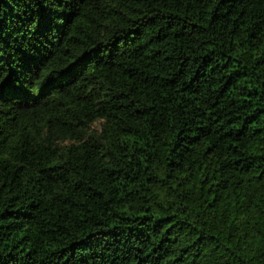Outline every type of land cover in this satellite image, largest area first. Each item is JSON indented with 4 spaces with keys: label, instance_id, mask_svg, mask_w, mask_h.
<instances>
[{
    "label": "trees",
    "instance_id": "1",
    "mask_svg": "<svg viewBox=\"0 0 264 264\" xmlns=\"http://www.w3.org/2000/svg\"><path fill=\"white\" fill-rule=\"evenodd\" d=\"M0 264H264V0H0Z\"/></svg>",
    "mask_w": 264,
    "mask_h": 264
}]
</instances>
